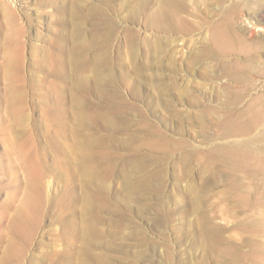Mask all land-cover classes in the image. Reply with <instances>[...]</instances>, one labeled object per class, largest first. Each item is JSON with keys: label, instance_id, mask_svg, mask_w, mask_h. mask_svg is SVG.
<instances>
[{"label": "rangeland", "instance_id": "1", "mask_svg": "<svg viewBox=\"0 0 264 264\" xmlns=\"http://www.w3.org/2000/svg\"><path fill=\"white\" fill-rule=\"evenodd\" d=\"M0 264H264V0H0Z\"/></svg>", "mask_w": 264, "mask_h": 264}, {"label": "bare ground", "instance_id": "2", "mask_svg": "<svg viewBox=\"0 0 264 264\" xmlns=\"http://www.w3.org/2000/svg\"><path fill=\"white\" fill-rule=\"evenodd\" d=\"M194 12V11H193ZM12 14L10 13V15L8 17H10V24H12V20H11V16ZM194 15V14H193ZM225 16V15H224ZM194 17V16H193ZM14 20V19H13ZM217 21V20H216ZM220 21V20H218ZM225 21V20H224ZM223 21V22H224ZM227 22V21H226ZM228 23H220V22H217L215 24V26L213 27V36H212V44L210 45V50L212 51V53L215 55V57L217 58V60H219V56H221V54L223 52H227L231 50V44H232V41L234 40H239L240 42H243L241 41L242 38L239 34L233 32L231 33V37L230 38H227V31L226 29L231 25V24H228ZM249 24V23H248ZM196 25V24H195ZM209 26V25H208ZM249 26H252L249 24ZM231 29V28H230ZM257 30H262L261 27H257L256 28ZM235 30V29H233ZM237 30V29H236ZM195 42V41H194ZM247 43V42H246ZM234 44V43H233ZM234 46V45H233ZM208 48V47H207ZM242 48V47H241ZM229 54V53H228ZM201 55V54H200ZM203 56L201 58H204L206 57V54H202ZM225 55V54H224ZM12 69V68H11ZM237 130H234V132H236ZM231 147H235V145H231ZM228 150V149H227Z\"/></svg>", "mask_w": 264, "mask_h": 264}]
</instances>
